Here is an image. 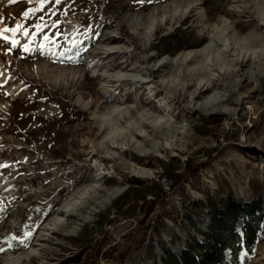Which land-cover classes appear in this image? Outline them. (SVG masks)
Listing matches in <instances>:
<instances>
[{"label": "rangeland", "instance_id": "374dc122", "mask_svg": "<svg viewBox=\"0 0 264 264\" xmlns=\"http://www.w3.org/2000/svg\"><path fill=\"white\" fill-rule=\"evenodd\" d=\"M43 23L75 62L0 45V264H161L208 226L194 202L264 196V0H0L21 45ZM164 164L195 169L166 192Z\"/></svg>", "mask_w": 264, "mask_h": 264}, {"label": "trees", "instance_id": "16d2710c", "mask_svg": "<svg viewBox=\"0 0 264 264\" xmlns=\"http://www.w3.org/2000/svg\"><path fill=\"white\" fill-rule=\"evenodd\" d=\"M194 165L190 164L185 173H177L173 168L164 164V175L173 183L172 190L184 183L194 171ZM138 187L130 189L140 193L143 181L135 179ZM168 193L159 195L154 202H161ZM118 199L114 206L117 216L125 213ZM196 209H204L209 218L206 228L198 227L193 218L187 217L194 232L188 235V239L180 253L171 248L164 249L161 264H241V258L252 257L257 251L258 244L264 239V196L253 198L250 201L241 200L233 193L227 195L220 203L213 199L194 202ZM245 217L241 221L240 217ZM118 218V217H116ZM114 218V219H116ZM114 219L110 223H114ZM244 232V248L239 243L240 237L236 228ZM153 264H160L156 260Z\"/></svg>", "mask_w": 264, "mask_h": 264}, {"label": "snow or ice", "instance_id": "6c2138e0", "mask_svg": "<svg viewBox=\"0 0 264 264\" xmlns=\"http://www.w3.org/2000/svg\"><path fill=\"white\" fill-rule=\"evenodd\" d=\"M49 3L60 5L63 0H48ZM144 0H141V3H143ZM43 10V9H42ZM27 15V14H26ZM36 27V33L35 37H39V42L35 38L30 39L27 43L20 44V41L15 36H18L21 34L20 31V25H17L15 28H9L5 27L2 30H0V45H6L7 51L9 53L17 50L19 48V51L21 52L22 56L21 58L34 56L35 54H39L40 56L49 57L51 59L56 60L57 62H65V59L67 58V62L72 63L75 62L73 60V57L71 55L72 50L77 48V43L75 40H73L71 43L67 40V38L61 36L59 28V24H53L49 26L47 23L43 24H37ZM51 27V32H46L45 29ZM25 37H28L30 33L28 31H24L22 33ZM64 40V44H61L60 41ZM82 43V42H81ZM67 45V47H65ZM79 54V53H77ZM240 220H245V217L241 216ZM264 227V225H262ZM236 232L238 233L240 240V246L243 249L244 248V232L241 228H236ZM32 238L31 231H28L24 233V236L20 238L17 243L20 245H26V240H30ZM16 245L13 244L11 247H15ZM5 249L0 248V253H4ZM247 253L245 252V256ZM241 264H243V261H241Z\"/></svg>", "mask_w": 264, "mask_h": 264}, {"label": "bare ground", "instance_id": "6f19581e", "mask_svg": "<svg viewBox=\"0 0 264 264\" xmlns=\"http://www.w3.org/2000/svg\"><path fill=\"white\" fill-rule=\"evenodd\" d=\"M192 6L188 5L187 7V10L190 9ZM186 10V12H187ZM178 12V10H176ZM160 12V11H159ZM228 34V31H224L222 34H220V36H222V38H224L226 35ZM214 47V43H210L208 44L205 48H204V51H210L212 50ZM181 58L179 57H176V59L173 60V62H178ZM1 71V70H0ZM0 75H1V72H0ZM4 77V76H3ZM131 77H134L133 75L129 76V75H124L120 78V82H124V81H128L129 79H131ZM4 79V78H2ZM225 100H223L221 97H213V98H210V99H207V101L205 102V104H203V108H213V109H216L217 107H219V105L223 104ZM221 107V106H220ZM195 195V194H194ZM24 257H20V258H17V259H12L11 263L9 264H18L20 263V261L23 260Z\"/></svg>", "mask_w": 264, "mask_h": 264}, {"label": "built area", "instance_id": "2783aa9c", "mask_svg": "<svg viewBox=\"0 0 264 264\" xmlns=\"http://www.w3.org/2000/svg\"><path fill=\"white\" fill-rule=\"evenodd\" d=\"M172 181L164 179L161 183L162 189L165 190L166 192H171L172 191Z\"/></svg>", "mask_w": 264, "mask_h": 264}]
</instances>
